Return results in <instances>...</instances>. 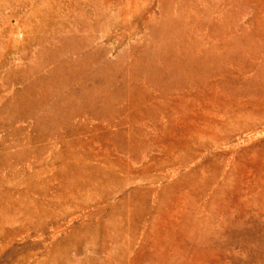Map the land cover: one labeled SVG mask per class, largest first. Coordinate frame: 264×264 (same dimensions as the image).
Returning <instances> with one entry per match:
<instances>
[{
  "label": "rangeland",
  "instance_id": "rangeland-1",
  "mask_svg": "<svg viewBox=\"0 0 264 264\" xmlns=\"http://www.w3.org/2000/svg\"><path fill=\"white\" fill-rule=\"evenodd\" d=\"M0 264H264V0H0Z\"/></svg>",
  "mask_w": 264,
  "mask_h": 264
}]
</instances>
